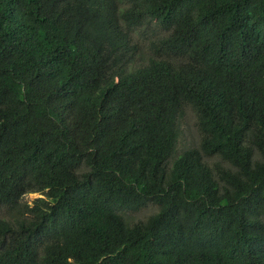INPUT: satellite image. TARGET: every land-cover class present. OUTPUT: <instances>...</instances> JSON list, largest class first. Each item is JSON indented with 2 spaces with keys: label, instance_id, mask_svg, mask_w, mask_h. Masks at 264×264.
I'll list each match as a JSON object with an SVG mask.
<instances>
[{
  "label": "trees",
  "instance_id": "1",
  "mask_svg": "<svg viewBox=\"0 0 264 264\" xmlns=\"http://www.w3.org/2000/svg\"><path fill=\"white\" fill-rule=\"evenodd\" d=\"M0 264H264V0H0Z\"/></svg>",
  "mask_w": 264,
  "mask_h": 264
},
{
  "label": "rangeland",
  "instance_id": "2",
  "mask_svg": "<svg viewBox=\"0 0 264 264\" xmlns=\"http://www.w3.org/2000/svg\"><path fill=\"white\" fill-rule=\"evenodd\" d=\"M196 118L194 113L191 110H187L185 117L182 121V131L183 135L181 137L178 152H182L185 148L195 146L199 143V134L196 128ZM42 197L40 194H30L25 197V201L28 203H33L37 198ZM150 214V211L143 213L135 214V219H145L147 215Z\"/></svg>",
  "mask_w": 264,
  "mask_h": 264
}]
</instances>
